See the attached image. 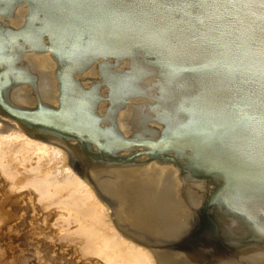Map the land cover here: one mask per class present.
<instances>
[{
	"label": "bare ground",
	"instance_id": "6f19581e",
	"mask_svg": "<svg viewBox=\"0 0 264 264\" xmlns=\"http://www.w3.org/2000/svg\"><path fill=\"white\" fill-rule=\"evenodd\" d=\"M212 2L0 0V232L29 191L102 264H264V0Z\"/></svg>",
	"mask_w": 264,
	"mask_h": 264
},
{
	"label": "rangeland",
	"instance_id": "374dc122",
	"mask_svg": "<svg viewBox=\"0 0 264 264\" xmlns=\"http://www.w3.org/2000/svg\"><path fill=\"white\" fill-rule=\"evenodd\" d=\"M5 182L0 176V195ZM12 203L13 218L0 232V264H102L85 258L77 246L63 241L45 221L33 194L25 191ZM185 247V243L177 247Z\"/></svg>",
	"mask_w": 264,
	"mask_h": 264
},
{
	"label": "water",
	"instance_id": "95a60500",
	"mask_svg": "<svg viewBox=\"0 0 264 264\" xmlns=\"http://www.w3.org/2000/svg\"><path fill=\"white\" fill-rule=\"evenodd\" d=\"M156 96L158 97L159 96V94L158 93H156ZM105 99H109V96H106V97H104ZM149 98H151V99H153V101L152 102H150L152 105H156L157 104V99L155 98V95L153 94V95H150V97ZM96 106V105H95ZM25 110H28V111H33V109H25ZM57 110H59V109H57ZM5 113H7V114H9V115H12V116H14V114H11V113H9V112H5ZM100 116V115H99ZM16 117V116H15ZM20 119V118H19ZM22 119V118H21ZM151 120H157V118H156V116H155V118H151ZM151 120H149V122L151 121ZM83 137L85 138V137H87L88 138V136L85 134L84 136H74V137H72V138H74V139H76V140H78L79 141V143H82L83 142ZM133 138H131V139H129L128 141L129 142H131V141H133L132 140ZM160 140V138H158V139H156L155 141H159ZM91 146H97V144L95 143V142H91ZM128 147L129 148H122V149H120V150H128V149H133V148H135V147H142L141 149H139V150H134V151H131L130 153H128V154H125V155H119V157H122V158H127V159H130V160H126V161H120V162H129V161H133L134 159H136L137 157H139V156H142V155H147V154H149L150 152H151V145H147V144H144V143H131V144H129L128 145ZM153 158H148L147 159V161H150V160H152ZM113 161H116V160H113ZM171 162H173V163H175V164H177V162L176 161H172V160H170ZM134 162H139V161H134ZM184 165H185V163H183ZM216 193V190H214L213 192H212V194H210V196L209 197H211L213 194H215ZM209 202H210V198L208 199V201H205L204 202V206H206V207H210L212 204H209ZM205 203H208V204H205ZM250 243H254V242H250ZM249 244V243H248Z\"/></svg>",
	"mask_w": 264,
	"mask_h": 264
},
{
	"label": "snow or ice",
	"instance_id": "6c2138e0",
	"mask_svg": "<svg viewBox=\"0 0 264 264\" xmlns=\"http://www.w3.org/2000/svg\"><path fill=\"white\" fill-rule=\"evenodd\" d=\"M213 2H216V0H213ZM213 2H212V3H213Z\"/></svg>",
	"mask_w": 264,
	"mask_h": 264
}]
</instances>
